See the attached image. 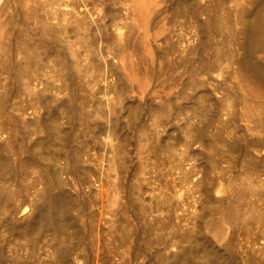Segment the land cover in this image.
Instances as JSON below:
<instances>
[{
    "label": "bare ground",
    "instance_id": "6f19581e",
    "mask_svg": "<svg viewBox=\"0 0 264 264\" xmlns=\"http://www.w3.org/2000/svg\"><path fill=\"white\" fill-rule=\"evenodd\" d=\"M225 2L0 0V208L6 214L13 209V217L9 215L11 219L6 217L5 221L13 234L15 231L23 239L27 252L31 247L34 250L40 236L45 234L42 239L45 248L42 247L46 257L36 264H264V242L260 243L257 254H253L237 251L234 241L241 232L251 237V244H254V235L264 237V228L254 231L263 225L264 211L250 202L254 195L260 200L264 194L263 173L260 174L264 161L263 139H247L249 159L246 166L237 169L222 166L219 146L215 147V143H222L225 150L235 148V143L228 141L229 136L222 137L235 118L240 116L256 122V115L260 111L264 113V0H234L231 21L233 12ZM71 30L77 34L83 32L81 39L89 53L95 38H101L107 48L105 57L102 59L100 53H93L91 61L84 63L86 55L83 59L81 47L77 48L76 41L73 43L70 41L73 38L69 40L66 36ZM90 34L98 36L92 37L91 42ZM219 34L222 38L214 42ZM208 51L210 63H207L208 53L203 54ZM45 56L51 58L44 66L45 71L48 69L43 72L46 78H42L41 60ZM198 62L203 65L199 63L201 67H198ZM235 63L234 71L248 81L247 93L223 91L224 84L215 78L219 74H212L218 67ZM54 72L60 79L56 85L51 81ZM185 73L190 77L187 82ZM102 80L112 93L105 99L104 89V99H96V84ZM183 83L186 86L179 91ZM204 85L211 86L213 96L216 92L221 95L212 102L202 94L205 96L203 107L192 106L191 113L200 116V120L188 118L181 127V133H186L183 141L187 146L177 151L180 148L176 150L169 137L170 144L166 141L168 119L172 115L181 117L185 106L174 110L168 95L175 90L177 97H183L187 87L189 90ZM18 95L24 98L16 100L15 105L14 97ZM142 110L149 115L140 123L133 142L132 136H128L130 133L122 128L121 118L128 111L130 118L125 117L128 125L138 126L136 118ZM100 116L108 126V138L104 141L110 151L105 163L111 175L105 184L96 182L101 181L103 170L97 166V156L92 152L94 144L103 139L97 135L100 130L97 134L94 132L97 128L94 123ZM203 119L207 120L208 128L213 124L210 129L215 140L208 141L204 151L202 146L194 148L193 145L203 141L204 146L210 136V130L205 133L206 128L200 126ZM75 121L80 122L78 126ZM23 128H29L24 136ZM49 141L56 142L57 150L39 151ZM27 146L32 148L27 150ZM26 150L30 155L20 158L19 152ZM13 151H18L14 159L17 176L27 167L32 171L33 166L29 169L28 163L42 161L41 158L52 160L40 172L46 176L42 187H36L35 181L27 178L31 187L27 181L18 182V190L12 183L13 188L8 186L14 175L8 176L7 168L13 163L7 152ZM133 151L137 160L132 173ZM198 155L203 162L197 161ZM73 172H78L82 179L79 188L71 182L72 176L68 179L67 175ZM157 179L161 181L159 194L150 187ZM55 184L82 192L84 203L80 200L76 203V197L67 196L68 192L63 189H54ZM180 189L185 194L179 193ZM186 194L191 197L187 209L184 208ZM16 201L21 205L17 207ZM18 208L22 215L15 219ZM74 214L76 220L72 221ZM85 217L91 226V243L83 242L78 248ZM23 263L31 264L28 260ZM0 264L6 263L0 259Z\"/></svg>",
    "mask_w": 264,
    "mask_h": 264
},
{
    "label": "rangeland",
    "instance_id": "374dc122",
    "mask_svg": "<svg viewBox=\"0 0 264 264\" xmlns=\"http://www.w3.org/2000/svg\"><path fill=\"white\" fill-rule=\"evenodd\" d=\"M233 2H234V0H226V7H227V9L228 10H230L231 12H233V13H231L232 15L229 17V20L231 21L233 18H234V13H235V10H234V8H233V6H232V4H233ZM202 16H204V15H202ZM184 27H183V29H185V28H187V27H185V25H183ZM240 26V24H238V27ZM182 29V30H183ZM186 30V29H185ZM72 34H71V33ZM70 32H68L69 33V35H68V33H67V37H69L68 39L70 40V39H72V40H70V41H72L73 43L76 41V42H78V43H76L75 42V45H77L76 47L77 48H79V47H81V48H79L80 49V53H81V55L83 56V59H84V54L86 55L85 56V60H84V63H88L89 61H91L90 59H92L93 58V53H97V54H99L100 53V57L103 59V57H105V55H106V47H105V44H103V41H101V38L99 39V37L98 38H95V37H97L98 35H94V34H90V36L91 37H89V40L92 42V40H94V39H91L92 37L93 38H95V40L96 39H98V40H94V44L92 45V52H88L87 50H86V48L84 47V43L82 42V34H83V32H81L80 34H77V33H74L72 30L70 31ZM186 32V31H185ZM184 32V33H185ZM70 34H71V36H70ZM79 35V36H78ZM76 36V37H75ZM78 36V37H77ZM95 36V37H94ZM71 37V38H70ZM78 38V39H77ZM79 38L81 39V41L79 40ZM222 38V36L219 34V35H217L215 38H214V42H218V39H219V41H220V39ZM77 39V40H76ZM217 40V41H216ZM97 43V44H96ZM100 44H102L101 46H99ZM80 45H82V46H80ZM95 46V47H94ZM102 47V48H101ZM104 47V48H103ZM99 48V49H98ZM84 49H85V51H84ZM94 50V51H93ZM97 50V51H96ZM98 50H99V52H98ZM102 50H104V52H105V54H104V52L102 51ZM211 51V50H210ZM85 52V53H84ZM88 52V53H87ZM83 53V54H82ZM208 53V54H207ZM209 51L208 52H205V53H203L205 56H206V54H207V56L209 55ZM88 54H90V55H88ZM104 55V56H103ZM87 56H88V58H87ZM52 58H53V55L51 56ZM50 57V58H51ZM54 57H55V55H54ZM91 57V58H90ZM199 58H200V55L198 56ZM49 57H47V56H45V58L43 59V60H41V64H44V65H42V69L44 68V66L46 67L47 65V63H48V59H50ZM90 58V59H89ZM198 58V59H199ZM208 58L209 59H207L208 60V62L207 63H210V57L208 56ZM47 59V60H46ZM52 60V59H51ZM54 60H52L51 62L53 63V66H55L54 65V62H53ZM200 62H198V67H201V65L200 64H202V63H200ZM203 65V64H202ZM237 66V64L235 63L233 66H229V67H227V66H221V67H218L219 68V70H218V68H217V70H215V71H217V72H215V71H213L212 72V74H213V76L214 75H218L219 77H221V79L217 76V77H215V78H217V79H219V80H216V81H220V83H221V85L222 84H224V85H222L223 86V91H227V90H229L230 89V91H235V93L236 92H238V93H247V92H249V89L246 87L247 86V83H248V81L247 82H245L244 81V78L240 75L239 76V74L238 73H236L235 71H234V69H235V67ZM226 67H227V69H226ZM54 69H57V66H55V68ZM44 70V71H43ZM43 70H41L42 72H41V77L42 78H46V76L45 77H43L44 76V74H43V72L45 73L46 71H45V68L43 69ZM53 74H55L54 75V78H52L53 77V75H52V77H51V81H53L52 83L53 84H57L58 82H59V77L56 75V72H54ZM186 74V73H185ZM184 74V75H185ZM188 75V76H187ZM202 76H206L207 77V75H202ZM187 77V78H186ZM186 78V79H185ZM189 74L187 73L185 76H184V79H185V82H187L188 80H189ZM243 80H242V79ZM56 81H57V83H56ZM222 81V82H221ZM225 83H224V82ZM243 81V82H242ZM104 80H102V81H100L98 84H96V87L98 88H96L95 87V89H97L96 91H97V94H96V99L97 98H99V99H106V97H107V95H108V93L110 92V90L109 89H107L105 86H104ZM243 84H242V83ZM60 83V82H59ZM244 83H245V85H244ZM100 84V85H99ZM13 86V85H12ZM100 86V87H99ZM186 86V85H185ZM185 86H184V83H183V85L181 86V88H180V90L179 91H182V89L183 88H185ZM14 87V86H13ZM102 87V88H101ZM203 89H202V88ZM200 88L199 87H190V89L188 90L187 88H189V87H187L186 89H185V91H186V94H188V95H183V97H177V95H175L176 93H175V90L171 93V94H174L176 97H175V99H174V95H168L169 96V98L171 99V101H172V107H173V109L174 110H176L177 108H179L180 106H185L184 108H183V112H182V114L180 115L181 117H183V118H181V117H179V119H178V117H176V118H174V115H172L171 117H170V119H168V121H169V123H168V125H167V132H169V134L167 133L166 135H167V139H166V141H168V137H169V141L171 142V145H173L174 147H176L175 149L177 150V149H179V150H177V151H182V150H184V149H186V141H185V143H184V141L183 140H185V137H184V135L186 136V133H181V132H183V129H181V127L183 128V126H184V123L186 124V122H187V119L189 118V120H195V121H199L200 120V116H198L197 114H195V113H191V112H193V107L195 106V107H203V98L205 97V96H203L202 94H205L206 95V97L208 96V98H211L210 100L212 101V102H216L217 101V99H215V97H218V96H220L221 95V93L220 92H216V93H214L215 95L213 96V90H212V88H211V86L210 87H206L205 85L204 86H201ZM247 89H246V88ZM207 88H209V90L207 89ZM106 91H105V90ZM176 89H178V87L176 88ZM193 89V90H192ZM196 89V90H195ZM200 89V90H199ZM99 90V91H98ZM101 90V91H100ZM104 90V91H103ZM202 90V91H201ZM212 90V91H211ZM102 91H103V93H104V98H102V95H103V93H102ZM187 91L189 92V93H187ZM197 91V92H196ZM200 91V92H199ZM205 91H206V93H205ZM207 91H209V92H207ZM246 91V92H245ZM105 92H107V94L105 93ZM192 92V93H191ZM196 92V93H195ZM202 92V93H201ZM112 92H110L109 93V95H108V97L110 96V94H111ZM190 93L192 94V95H190ZM193 93H194V95H193ZM201 93V94H200ZM211 93H212V97H211ZM218 93H220L219 95H218ZM178 94V93H177ZM99 97H98V96ZM101 95V96H100ZM199 95V96H198ZM201 96V97H200ZM187 97V98H186ZM190 97V98H189ZM214 97V98H213ZM17 98V99H16ZM22 98H24L23 96H15L14 97V100H15V105H17V103L19 102V101H21L22 100ZM177 98V99H176ZM181 98V99H180ZM185 98V99H184ZM179 99V100H178ZM186 100V101H184V100ZM200 99H202V100H200ZM214 99V100H213ZM16 100H18V102L16 101ZM183 100V101H182ZM188 100V101H187ZM197 102H196V101ZM177 101H178V103H177ZM190 101V102H189ZM156 102V101H155ZM193 102H195V103H193ZM155 104H157V102L155 103ZM174 104H176L175 106H174ZM178 104V105H177ZM201 104V105H200ZM187 105V106H186ZM218 105V107L221 105V104H217ZM191 106V107H190ZM193 106V107H192ZM176 107V108H175ZM192 108V109H191ZM189 109V111H187ZM191 109V110H190ZM126 110V109H125ZM187 111V113H186V111ZM190 113H191V115H193V116H191L190 115ZM129 115V112L128 111H125L124 112V114L122 115V116H125L126 118L128 117V118H130L128 115ZM149 114H148V112H147V114L145 113V111H143L142 110V114H140L137 118H136V123L138 124V126H135V127H131V126H129L128 125V121L126 120V118L125 117H123L124 119H122L121 118V122H122V128L123 129H125V131H126V133L127 134H129L128 136L130 137V136H132V138H133V142L135 141V138H136V133H137V129H139V125H140V123H142L144 120H145V116H148ZM183 115V116H182ZM197 115L198 116V118H197V116L195 117V116ZM142 116V117H141ZM187 116V117H186ZM192 117V118H191ZM256 117H257V121L256 122H254V120H248V119H244V118H241L240 116L239 117H237V118H235L233 121H232V124L230 125V127H229V129H227V130H224L223 132H222V137H227V136H229L228 137V141L229 142H234L235 143V148H233V149H228V150H225L226 148L222 145V143H219L218 145L215 143V147L217 148V146H219V150H220V152H222V153H220L219 152V157H220V162H221V165L222 166H224V167H226V166H230L231 165V167L233 166V167H235L236 169H237V167H239V166H242V165H245L246 166V162L248 161V157H246V148L247 147H249L248 145H247V142H248V140H258V139H260L261 138V140L263 139V148H264V113H262L261 111H260V113L258 114V115H256ZM173 118V119H172ZM182 120H181V119ZM194 118H196V119H194ZM94 119H96V118H94ZM94 119H92V121L93 122H95L94 121ZM184 119V120H183ZM186 119V120H185ZM100 120V121H99ZM99 121V122H98ZM203 121V122H202ZM201 122L202 123H200L201 125L200 126H202L203 127V129L204 128H206V129H204V132L205 133H207V131L209 132V130H210V136H208L207 137V140L205 141V144H204V146L202 145V143H204L203 141H197L195 144H193L194 145V148L196 147H198V148H200L199 146H202L201 148L203 149V151L204 150H206L207 149V142L209 141V142H213L214 143V138L212 137L213 135H212V132H211V130L213 129V124L212 125H210L209 126V128H208V126H206L207 124V120H205V119H203ZM76 123V125L75 126H78L79 124L78 123H80L79 121H75ZM96 122L97 123H94V124H97V128H95L96 130H94V132H98V130H100L99 131V133L97 134V132H96V134L97 135H99V138L100 137H102L103 139H101L100 140V143L99 142H97L98 144H99V146H97L98 144L96 143V144H94V149H92L93 151V153L94 154H96L95 156H97V159H98V167L101 169V170H103V171H101V172H103L102 174H103V176L100 178L101 179V181H96L97 183H102V184H105L108 180L107 179H109V176L111 175V170H110V167H109V165H107V163H108V159H109V152L110 151H108L109 149V147L107 146V141H106V139H105V141H104V138H108V130H107V128H108V126H107V124L105 123V119H102L101 118V116L100 117H98L97 119H96ZM107 122V121H106ZM124 122H125V124H124ZM100 123V124H99ZM126 123H127V126H126ZM104 124H105V128H104ZM124 124V125H123ZM182 124V125H181ZM99 125V126H98ZM103 125V126H102ZM178 126H179V129L180 130H182V131H180V130H178ZM130 127H131V129H130ZM168 127H169V129H168ZM100 128V129H99ZM104 128V129H103ZM210 128H212V129H210ZM215 128V127H214ZM26 129H27V131H26ZM104 130H105V132L106 133H104ZM170 130V131H169ZM129 131H131V132H129ZM215 131H216V128H215ZM215 131H213V134H214V132ZM22 132H23V136H24V134H27V133H29V128H23L22 129ZM92 133V132H91ZM101 133V134H100ZM103 134V136H101ZM106 134V135H105ZM171 135V136H170ZM182 135V136H181ZM21 136V135H20ZM106 136V137H105ZM93 137V136H92ZM91 137V138H92ZM259 137V138H258ZM91 138L89 137V138H85V139H87V140H91ZM213 138V139H212ZM258 138V139H257ZM172 139V140H171ZM176 139H178V140H176ZM213 141H212V140ZM248 139V140H247ZM22 140V139H21ZM25 142H27V144H28V142H29V145H32L31 144V140H29L28 138L26 139L25 138ZM176 140V141H175ZM102 141V142H101ZM168 141V142H169ZM172 141H173V143H172ZM167 142V143H168ZM170 142H169V144H170ZM199 142V143H198ZM57 143H58V141H57ZM102 143H103V146H102ZM47 144L49 145V146H47ZM52 144V145H51ZM92 144V143H91ZM101 144V145H100ZM176 144V145H175ZM199 144V145H198ZM45 145L47 146H44V147H41V148H43V149H39V151H43V152H49V150L53 153L54 151H56L57 150V146H55L56 145V142L55 141H51V143H50V141L49 142H46L45 143ZM180 145V146H179ZM181 145H182V148H181ZM185 147H184V146ZM53 146V147H52ZM105 146V147H104ZM106 146H107V148H106ZM206 146V147H205ZM98 147H99V149H98ZM135 148V152H136V147H135V145H132L131 146V148ZM177 147H179V148H177ZM19 148V147H18ZM27 148V150H30V148H32V147H26ZM45 148V149H44ZM50 148V149H49ZM54 148H55V150H54ZM95 148H96V150H95ZM106 148V149H105ZM184 148V149H183ZM49 149V150H48ZM101 149V150H100ZM234 149H236V150H234ZM248 149V148H247ZM26 150V151H27ZM53 150V151H52ZM231 150V151H230ZM24 151V152H22L21 154H23V153H25V154H23V155H21L20 154V152H19V157L21 158V156L22 157H25V155L26 156H28V155H30V153H28L29 151ZM33 151H37L36 149H33ZM39 151H37V152H39ZM96 151V152H95ZM100 151V154L98 153L97 154V152H99ZM103 153H102V152ZM106 151H108V152H106ZM225 151V152H224ZM134 151L131 153V157H130V165H131V172L133 173L134 172V170H136V160H137V157H136V154H134L135 153ZM229 152V153H228ZM8 153V156L6 155ZM5 152V155L7 156V157H9L10 158V162H12L13 164H10L9 166H8V168H7V170H8V176L9 177H11L12 175H14V176H12L11 178H10V182H9V187H11V188H13L14 187V189H16V190H18L17 188H18V186L20 185V184H18V182L19 183H21V182H26L27 180L28 181H30V182H34L35 181V183L34 184H36L37 186L36 187H39L38 185H41V187L43 186V184L46 182L45 180H46V176H45V173H44V171H42L44 174H40V172H41V170H42V167L43 166H46V165H49V163L51 164L52 163V160H50L51 162H49V160L48 159H44V158H41V160L42 161H40V159H37L34 163H28V164H26V166H29V169L31 168V172H29L28 171V167L25 169V171L23 172V171H21V172H18L19 174L20 173H23V174H18V176L17 175H15V173H14V170H15V168H17L16 167V165H17V163H15V161H14V159H15V157H17V153H18V151L16 152V151H13V153L12 152ZM107 153V154H106ZM109 153V154H108ZM224 153H226L227 154V156H226V154H224ZM105 154V155H104ZM224 154V156H222ZM15 155V156H14ZM100 155V156H99ZM103 155H104V159H103ZM107 156V157H106ZM200 155H198V158H196L197 159V161L198 162H203L204 160H202L203 158H202V156H200ZM99 157V158H98ZM102 157V158H101ZM135 157V158H134ZM191 157H193V156H191ZM224 157H226V160H225V158ZM13 158V159H12ZM25 158H27V157H25ZM224 158V159H223ZM44 159V160H43ZM107 159V160H106ZM39 160V161H38ZM48 161V163H47V161ZM106 160V161H105ZM193 160H195V159H193ZM193 160H191L190 162H193ZM54 161V160H53ZM104 161V162H103ZM44 164H43V163ZM103 162V163H102ZM105 162H107V163H105ZM225 162L227 163V164H225ZM264 161H262L261 162V166H262V171L260 172V174L261 173H263V174H261V176H263V178H264V164L262 165V163H263ZM46 163V164H45ZM102 163V164H101ZM224 163V164H223ZM229 163V164H228ZM37 164V165H36ZM105 164H106V166H105ZM13 165V166H12ZM31 165V166H30ZM35 165V166H34ZM104 165V166H103ZM40 166V167H39ZM102 166H103V169H102ZM108 166V167H107ZM260 166V167H261ZM10 167V168H9ZM38 167H39V169H38ZM34 168H36V170L34 169ZM105 168H107V169H105ZM135 168V169H134ZM240 169H241V167H240ZM13 170V171H12ZM33 170H34V172H33ZM37 170H38V172H37ZM10 171H11V173H13V174H11L10 173ZM108 171V172H107ZM30 173H32L31 175H30ZM34 173H36V174H34ZM39 173V174H38ZM105 173V174H104ZM110 173V174H109ZM10 174V175H9ZM30 175V177H29V175ZM75 174V175H74ZM107 174H109V175H107ZM22 175V176H21ZM23 175H24V177L25 176H28V177H23ZM37 175H39L40 176V179H38V177L39 176H37ZM44 175V176H43ZM33 176H34V180H33ZM68 177L70 176H72L71 178H72V183L73 184H76V186L79 188L80 187V183H79V181L80 180H82L81 179V177H80V174L78 173V172H73L72 174L70 173V175H67ZM81 176L83 177V174H81ZM44 178V179H42V178ZM68 178L69 180H71V178ZM20 178V179H19ZM27 178V180H25ZM30 178V179H29ZM74 178V179H73ZM256 178V177H255ZM15 181H14V180ZM32 179V180H31ZM41 179L43 180V182H41ZM42 183H38L39 181ZM158 180V181H157ZM157 180H155V182H152V185L150 186L151 188H152V190H151V188H149L151 191H154V193H156V194H159L160 192H158V191H161V181H159L160 179H157ZM14 181V182H13ZM27 181V182H28ZM74 181V182H73ZM77 181V182H76ZM157 181V182H156ZM259 181V180H258ZM26 182V183H27ZM30 182H28L27 184L30 186L31 184H30ZM105 182V183H104ZM13 184V187H12V184ZM156 183V184H155ZM25 184V183H24ZM154 184V185H153ZM15 185V186H14ZM57 185H59V184H55L54 185V189H58V190H64V191H66V192H68L67 194H66V192H64L67 196H71V198L72 199H75V197H76V199H75V202L77 201V200H80L81 202H83L84 203V201H85V198H84V196H83V193L82 192H78V191H76V190H74L75 191V193H74V191H72L73 189L71 188H69L68 186H66V187H63L62 185H59L58 187H56ZM62 188H61V187ZM153 186H154V188H155V186H156V188L154 189L153 188ZM31 187V186H30ZM159 187V188H158ZM178 187V189H179V187L180 186H177ZM182 187V189L184 188V191H185V187H183V186H181ZM157 188H158V190H157ZM69 189V190H68ZM160 189V190H159ZM182 189H180L179 190V193H180V191H181V193L183 194L184 193V191L182 190ZM157 190V191H156ZM29 191H32V190H29ZM71 191V192H70ZM75 194V196H74V194ZM149 194H150V191H148L145 195H147V197L149 196ZM185 194V193H184ZM18 195H20V193L18 194ZM82 195V196H81ZM185 196H188L187 197V199H186V203L187 204H185L184 205V208H190L189 206L191 205V201H190V199H191V197L189 198V195L188 194H186ZM92 198H93V196H90V199L92 200ZM189 199V200H188ZM18 200V199H17ZM90 200V201H91ZM189 201V202H188ZM1 202V201H0ZM18 202H20V201H16V205H17V207L18 206H20L21 205V202L20 203H18ZM250 202H252V203H255L256 205H258L260 208H261V210L262 211H264V194L263 195H261L260 196V200L257 198V196L256 195H254L253 197H252V199H251V201ZM2 203V202H1ZM77 203V202H76ZM20 204V205H19ZM187 205V206H186ZM89 208H90V205H88V208L86 207L85 208V210H86V212H87V210L89 211ZM1 209L2 208H0V214H1V216L3 217H0V259H1V261H4L6 264H25V263H23V262H26L27 260H28V262H30L31 264H36V263H38L40 260H44V258H42V257H46V250L44 249L45 248V246H44V243H45V240H42V239H45L43 236H45V234H43V236L41 235L40 236V240L38 239V243H39V245L37 244V246L35 245L34 246V250H31V249H33L32 247H31V249L29 248V250H28V252H27V250H25V248H24V241H23V239L22 238H20L19 236V234L18 233H16L15 231H14V234H13V230H11L12 228L10 227V225L8 224V222H6L5 221V219H6V217H7V219H9L8 218V216L9 215H11V218L13 217L12 215H14V214H12L11 213V211H13V209L11 210V211H7L8 213V215L6 214V212H4L3 210L1 211ZM17 211H19V213H17V214H15V216H14V218L15 219H18L16 216H19V215H22V212L20 211V209L18 208L17 209ZM1 212H3V213H5V215L3 214V213H1ZM9 212H10V214H9ZM77 212L75 211V214H76ZM158 213H160V212H158ZM164 213V212H163ZM3 214V215H2ZM75 214H74V219H72V218H70V220H72V221H74V220H76V216H75ZM10 218V219H11ZM86 218V217H85ZM3 222H5V223H3ZM85 223V224H84ZM5 224V225H4ZM85 225V228H84V225ZM8 225V226H7ZM263 225H264V222H263ZM263 225H261V226H259L260 228H258V230L257 229H254V231H256V232H258L259 230H261V228L263 229L264 228V226ZM90 226V224H89V222H88V219L86 218L84 221H83V223L81 224V231L83 232L82 233V239L80 240V242L77 244V247L78 246H82L81 244H83V242L84 243H87L88 245H90V241H89V235H90V232H91V226ZM263 226V227H262ZM83 227V228H82ZM10 228V229H9ZM19 235V236H17V235ZM249 235H247V233H245V232H241L240 234H238L237 236H235V238H234V241H235V243L237 242V244H236V250L237 251H241V252H243V251H246V253H253V254H257V249H258V247L261 245L260 243L261 242H264V237L261 235L259 238L258 237H256L255 235L253 236V241H254V244H251V242L249 241L250 239H251V237H248ZM43 237V238H42ZM237 237V238H236ZM262 237V238H261ZM260 238H261V240H260ZM238 240H240V241H238ZM43 241V242H42ZM40 242H42V243H40ZM218 243H220L219 241H218ZM42 244V245H41ZM44 248H43V247ZM79 248V247H78ZM89 249H90V247H88ZM264 248V247H263ZM79 250V249H78ZM30 251V252H29ZM115 251H113V253H114ZM29 253H32V254H29ZM35 253V254H34ZM31 255V256H30ZM21 256V257H20ZM33 256V257H32ZM34 256H35V258H34ZM37 256V257H36ZM22 257H23V259H22ZM30 257H31V259H30ZM18 258H19V260H18ZM20 258H21V260H20ZM37 258V259H36ZM19 261V262H18ZM23 261V262H22ZM32 261H33V263H32ZM36 262V263H35Z\"/></svg>",
    "mask_w": 264,
    "mask_h": 264
}]
</instances>
